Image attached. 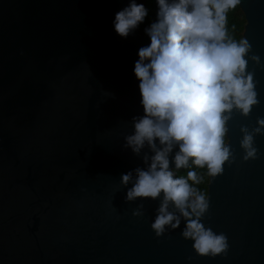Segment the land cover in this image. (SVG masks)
<instances>
[{
  "label": "water",
  "instance_id": "water-1",
  "mask_svg": "<svg viewBox=\"0 0 264 264\" xmlns=\"http://www.w3.org/2000/svg\"><path fill=\"white\" fill-rule=\"evenodd\" d=\"M128 3L0 0V264H264V136L255 138L259 159L243 162L240 148V127L264 118V71L255 75L259 107L229 124L236 162L207 178L202 222L227 236L226 257H199L181 237L183 221L157 238L159 200L125 202L121 175L144 167L123 145L143 115L134 64L150 44L138 29L116 34ZM238 8L242 37L264 63V0Z\"/></svg>",
  "mask_w": 264,
  "mask_h": 264
},
{
  "label": "clouds",
  "instance_id": "clouds-1",
  "mask_svg": "<svg viewBox=\"0 0 264 264\" xmlns=\"http://www.w3.org/2000/svg\"><path fill=\"white\" fill-rule=\"evenodd\" d=\"M240 4L241 0H157L156 20L144 29L150 44L138 50L134 64L143 115L132 117L133 133L124 137L123 147L140 157L144 167L121 175L125 202L159 200L151 223L155 236L179 229L183 221L181 237L193 242L201 258L226 257L229 243L224 233L202 222L210 197L197 187L205 178L198 170L213 181L236 162L229 124L234 115L249 118L260 105L255 75L264 71V63L246 36L237 40L228 29V13ZM147 16L143 3L129 0L115 14L114 30L127 39ZM240 132L242 161L259 159L255 138L264 136V118L258 117L251 129L241 126ZM181 170H187L186 176H177ZM144 215L140 203L132 216Z\"/></svg>",
  "mask_w": 264,
  "mask_h": 264
},
{
  "label": "trees",
  "instance_id": "trees-1",
  "mask_svg": "<svg viewBox=\"0 0 264 264\" xmlns=\"http://www.w3.org/2000/svg\"><path fill=\"white\" fill-rule=\"evenodd\" d=\"M141 3H143L145 7L147 8L148 16L146 17L144 23H142L139 26L138 31L140 34H145L144 29L146 27H149L150 24L156 20L158 6H157V0H141ZM243 25H244L243 15L237 6L235 10H231L228 13V29H229L230 34L237 40L242 38ZM198 171H200L201 174H204L205 178H204L203 183H201L197 187L206 194V185H207L208 177L204 173V170H198ZM186 172L187 170H182L177 173V176H180V175L186 176Z\"/></svg>",
  "mask_w": 264,
  "mask_h": 264
}]
</instances>
